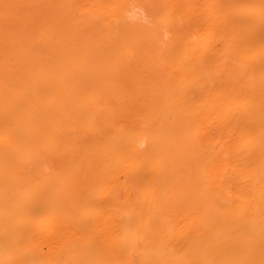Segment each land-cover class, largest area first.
<instances>
[{"label": "bare ground", "instance_id": "bare-ground-1", "mask_svg": "<svg viewBox=\"0 0 264 264\" xmlns=\"http://www.w3.org/2000/svg\"><path fill=\"white\" fill-rule=\"evenodd\" d=\"M0 264H264V0H0Z\"/></svg>", "mask_w": 264, "mask_h": 264}]
</instances>
